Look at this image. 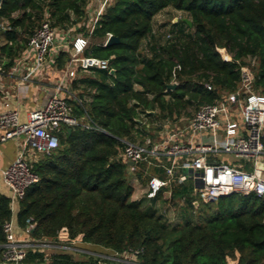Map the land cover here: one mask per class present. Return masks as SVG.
<instances>
[{
  "label": "trees",
  "instance_id": "1",
  "mask_svg": "<svg viewBox=\"0 0 264 264\" xmlns=\"http://www.w3.org/2000/svg\"><path fill=\"white\" fill-rule=\"evenodd\" d=\"M87 3L2 0L0 16L11 25L8 42L0 45L8 58L3 69L11 68L46 15L52 26L68 27L86 16ZM169 7L192 24L180 16L163 36L154 29V17ZM80 29L88 35L85 23ZM20 31L28 34L21 42ZM108 33L120 42L104 45ZM221 47L228 59L222 58ZM84 54L108 58L115 68L113 74L77 68L82 73L71 81L76 91L67 96L78 120L100 129L67 127L50 154L32 155L29 163L40 179L14 210L10 196L0 191V243L6 241L4 224L13 217L20 228L31 219L34 237L79 240L101 252L139 249L136 263L80 252L82 257L55 255L51 264H100L101 259L111 264H264V193L234 192L208 203L198 199L197 206L195 198H185L181 219L172 224L160 211L159 204L168 202L161 195L144 204L133 197L120 140L143 141L148 120H175L191 114L193 105L197 109L237 90L244 65L254 71L253 90L264 93V0H110ZM69 56L68 49L60 51L55 64L64 67ZM173 80L177 86L168 87ZM145 168L137 165L142 181ZM186 191L183 183L175 186V204ZM203 211L210 215L205 222L199 221ZM23 263L46 261L42 252L30 251Z\"/></svg>",
  "mask_w": 264,
  "mask_h": 264
},
{
  "label": "built area",
  "instance_id": "2",
  "mask_svg": "<svg viewBox=\"0 0 264 264\" xmlns=\"http://www.w3.org/2000/svg\"><path fill=\"white\" fill-rule=\"evenodd\" d=\"M109 1H100L95 17L88 26V35L79 33L72 45L66 39L59 40L57 29L46 15L28 37L27 45L15 60L12 72L18 75L19 83L24 87L33 75L42 74L46 68L55 66L60 51L68 49L70 55L55 89L43 105L28 111L25 120H21L19 109L12 108L8 99L0 110V139L6 141L22 137L17 157L1 171L2 179L10 191L13 210L24 197L27 188L40 179L31 168L28 151L50 154L58 147L59 134L67 127L82 125L100 129L88 122L81 123L61 91L66 88V79L73 76L77 68L84 71L111 68L108 58L84 54L90 35ZM10 29L9 21L0 16V35ZM110 34L103 41L104 45ZM220 50L226 54L225 57L221 55L222 58L228 59L226 49L218 48ZM253 80L254 71L244 65L237 90L224 92L214 102L203 103L190 116H181L178 121L166 120L163 124V129L167 127L166 131L169 130L166 136L155 140L145 136L143 141L120 139L124 143V159L134 162L129 165V171L133 174L131 181L135 186V181L140 182L143 197L151 199L161 195L168 201V205L180 208L185 203V197L175 204L174 188L187 180L194 183L193 194H197L206 203L234 192L264 193V173L260 169L264 155V93L253 90ZM172 82L178 83L177 80ZM205 85L212 87L209 82ZM5 92L8 96L9 93ZM241 160L249 162L248 166L240 163ZM141 163L146 165L145 181L140 180L136 174L137 165ZM193 196L195 203L198 199ZM34 227L31 219L27 220L24 228L17 226L13 217L6 221V241L0 243V261L24 264L23 260L28 253L37 251L42 252L46 263H49L55 255L69 253L68 249L71 248L79 250V253L86 252L77 245V242H81L79 240L68 243L48 237H34ZM72 244H76L75 247ZM138 252L139 249L122 253H91L102 258L136 263ZM102 261L100 264H108Z\"/></svg>",
  "mask_w": 264,
  "mask_h": 264
},
{
  "label": "crops",
  "instance_id": "3",
  "mask_svg": "<svg viewBox=\"0 0 264 264\" xmlns=\"http://www.w3.org/2000/svg\"><path fill=\"white\" fill-rule=\"evenodd\" d=\"M100 1L101 0H88L87 6H86V16L80 22L79 21L75 22L68 27L55 26L58 34L60 35L59 40L63 41L64 39H66V41L70 42V44L72 45L73 39L77 37L79 33H82L83 35H85L83 33V30H81L80 28L82 27L84 23L86 27H88L89 24L93 21L96 11L99 7ZM27 35H28L27 33L20 31V33L18 34L17 40L21 42L25 37H27ZM0 42H1V45L8 42V38L6 37V34L0 35ZM19 54L14 58V62L11 68H9L8 70H4L3 65L8 58L5 53L0 52V110L3 107L4 101L8 99L10 101V106L12 108L19 109L21 120H25L27 118L28 111L33 108L43 105L46 98L55 89V86L59 83V81L62 78L63 72L67 66V63L62 68L58 67L57 65L50 66L49 68L45 69L44 73L33 75L30 82H28V84L23 87L19 83L18 75L12 72V67L15 63V60H17L16 58L19 56ZM76 70L77 69H75V72H74L75 74L71 77H68L65 81L66 88L65 90L61 91V94L65 97H67L68 95L72 93L74 94L76 91V90L74 91L71 88V81L74 77H77L82 73V72L78 73ZM5 91L9 93L8 96L6 95ZM187 113L188 112H186L185 114L183 113L181 116H190L191 114H193V113L191 114L190 113L187 114ZM167 120L174 121V119H167ZM164 122L165 121L163 120L162 125L164 124ZM166 128L163 129L162 127L159 131L158 130L156 132L153 131L152 133H149L146 136H149L154 140L160 137L166 136V133L169 131V130L166 131ZM21 138L22 137L12 138L6 141H2L0 139V191L7 195H10V191L2 179L1 171L4 167H6L9 163H11L17 157L20 151ZM28 155L29 157L30 156L32 157L30 151H28ZM240 163H243L246 166H248L249 164V162L245 160H241ZM260 169L264 173V155L262 156V164L260 165ZM197 205L198 204H195V206Z\"/></svg>",
  "mask_w": 264,
  "mask_h": 264
},
{
  "label": "rangeland",
  "instance_id": "4",
  "mask_svg": "<svg viewBox=\"0 0 264 264\" xmlns=\"http://www.w3.org/2000/svg\"><path fill=\"white\" fill-rule=\"evenodd\" d=\"M180 16L181 17L184 16V13L182 11L175 10L172 7L166 8V9L162 10L161 12H159L154 17V29H156L160 34H162V33L164 34V32H166V31L167 32L171 31L170 30V28L172 27L171 23L174 21L175 17L179 18ZM142 46H143V49L146 50L149 47L148 41H145ZM196 110L197 109H195L194 105L191 106V108H190L191 113H193ZM176 120L178 121V118ZM176 120H174V121H176ZM162 123H163V120L162 121L161 120L154 121V123L148 120L146 122L147 134L152 133L153 131H155V132L157 130L159 131L163 127ZM140 137H142V136H140ZM34 154H36V152H31V155H34ZM132 176H133V174L130 173L131 180H132ZM134 184H136V187H135V193L133 196L138 198V199H141L143 204L146 203L147 199L145 197H143V191H142L143 186L140 185V182L138 183L137 181H135ZM183 185L187 188V191L184 194H182L180 196V198H178V200H181L183 197H185L186 199L189 197L195 198L193 195H195L197 199L201 200V198L197 194H193L194 183L191 180H187L186 182L183 183ZM159 205H160V211H161L162 215L165 216L170 223L177 224L180 221L181 215L179 214V211H180L179 207H177V208L171 207L170 205H168V203L167 204L161 203ZM180 207L183 211L185 210V206H180ZM201 214L202 215L199 217V221H201V222H205L210 216L209 212H206V211H203ZM191 217H192L193 221L197 220L198 212L195 209H193L191 211ZM72 245L75 247L76 244H72ZM77 245L80 248H83L86 252L96 251V249H95L96 246H93L91 244H86L84 242H77ZM68 251H69V253H71V255H73L75 257L81 256V253H79V250H75V249L71 248V249H68ZM97 251H100V250H97ZM105 263L111 264L110 262H105Z\"/></svg>",
  "mask_w": 264,
  "mask_h": 264
},
{
  "label": "water",
  "instance_id": "5",
  "mask_svg": "<svg viewBox=\"0 0 264 264\" xmlns=\"http://www.w3.org/2000/svg\"><path fill=\"white\" fill-rule=\"evenodd\" d=\"M1 1L2 0H0V2ZM183 19L185 21H187L188 24H190V25L192 24L190 18L183 17ZM177 20H178V17H175L174 18V21H177ZM119 42H120V37L118 35H116V34L111 33L110 36L108 37L107 41H106V45L116 44V43H119ZM220 53H221V55L223 57L226 56L224 50H220ZM109 71H110V73L113 74V73H115V68L114 67H111L109 69ZM176 86H177V83L176 82H171V83L168 84V87H171V88H175ZM69 130H70V128H69ZM128 164L129 165H132V164H134V162L130 160V161H128ZM195 204H198V201H195ZM0 264H22V263H15V262H10V261H0ZM42 264H51V263H42Z\"/></svg>",
  "mask_w": 264,
  "mask_h": 264
}]
</instances>
